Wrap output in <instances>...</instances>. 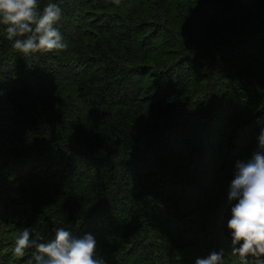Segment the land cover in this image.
<instances>
[{"label": "trees", "instance_id": "16d2710c", "mask_svg": "<svg viewBox=\"0 0 264 264\" xmlns=\"http://www.w3.org/2000/svg\"><path fill=\"white\" fill-rule=\"evenodd\" d=\"M0 264H264V0H0Z\"/></svg>", "mask_w": 264, "mask_h": 264}]
</instances>
